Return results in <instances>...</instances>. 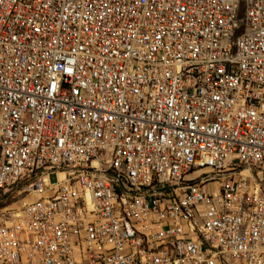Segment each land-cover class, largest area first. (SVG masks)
<instances>
[{
  "label": "built area",
  "instance_id": "2783aa9c",
  "mask_svg": "<svg viewBox=\"0 0 264 264\" xmlns=\"http://www.w3.org/2000/svg\"><path fill=\"white\" fill-rule=\"evenodd\" d=\"M0 264H264V0H0Z\"/></svg>",
  "mask_w": 264,
  "mask_h": 264
},
{
  "label": "rangeland",
  "instance_id": "374dc122",
  "mask_svg": "<svg viewBox=\"0 0 264 264\" xmlns=\"http://www.w3.org/2000/svg\"><path fill=\"white\" fill-rule=\"evenodd\" d=\"M52 178H53V176H52Z\"/></svg>",
  "mask_w": 264,
  "mask_h": 264
}]
</instances>
